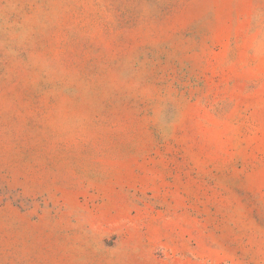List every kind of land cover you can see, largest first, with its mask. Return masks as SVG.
Here are the masks:
<instances>
[{
  "label": "rangeland",
  "instance_id": "1",
  "mask_svg": "<svg viewBox=\"0 0 264 264\" xmlns=\"http://www.w3.org/2000/svg\"><path fill=\"white\" fill-rule=\"evenodd\" d=\"M0 264H264V0H0Z\"/></svg>",
  "mask_w": 264,
  "mask_h": 264
}]
</instances>
